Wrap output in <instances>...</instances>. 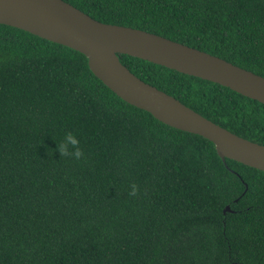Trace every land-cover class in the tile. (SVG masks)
Returning <instances> with one entry per match:
<instances>
[{"label":"trees","instance_id":"1","mask_svg":"<svg viewBox=\"0 0 264 264\" xmlns=\"http://www.w3.org/2000/svg\"><path fill=\"white\" fill-rule=\"evenodd\" d=\"M65 1L264 76V0ZM119 57L264 145V103ZM67 131L81 140L79 161L55 152ZM0 264H264V171L224 161L212 141L129 104L81 52L0 23Z\"/></svg>","mask_w":264,"mask_h":264},{"label":"water","instance_id":"2","mask_svg":"<svg viewBox=\"0 0 264 264\" xmlns=\"http://www.w3.org/2000/svg\"><path fill=\"white\" fill-rule=\"evenodd\" d=\"M0 23L84 54L92 72L119 97L159 121L212 141L219 156L264 171V145L237 135L124 65L127 54L230 87L264 103V76L220 56L147 30L99 21L65 0H0ZM231 211L226 206L224 213Z\"/></svg>","mask_w":264,"mask_h":264},{"label":"clouds","instance_id":"3","mask_svg":"<svg viewBox=\"0 0 264 264\" xmlns=\"http://www.w3.org/2000/svg\"><path fill=\"white\" fill-rule=\"evenodd\" d=\"M55 152H59L61 157H71L77 161L85 157L84 150L81 147V140L72 131L64 133L63 139L59 143H56ZM130 188L129 196H136L139 192V186L136 183H132Z\"/></svg>","mask_w":264,"mask_h":264}]
</instances>
